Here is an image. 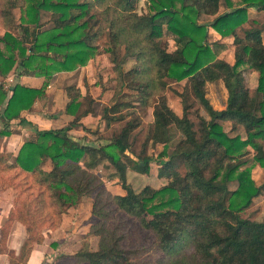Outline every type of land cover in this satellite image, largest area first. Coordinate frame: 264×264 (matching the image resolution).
<instances>
[{
	"label": "trees",
	"instance_id": "trees-1",
	"mask_svg": "<svg viewBox=\"0 0 264 264\" xmlns=\"http://www.w3.org/2000/svg\"><path fill=\"white\" fill-rule=\"evenodd\" d=\"M145 1L147 9L141 12L140 0H25L18 18L21 33L4 29L1 134L9 133L10 119L44 95L53 73L85 65L100 53H107L119 85L131 90L117 93L103 108L106 125L124 121L118 133L101 138L104 142L92 145L69 133L88 113L78 110L80 87L69 84L64 112L73 118L68 125L36 128L35 139L21 143L11 164L6 162L9 153H0L1 179H16L14 214L26 228L18 253H9V264H27L43 228L58 227L62 214L84 197L91 199L94 220L88 234L96 237L97 247L92 249L83 235L76 251L51 264H264V219L239 214L264 188V181L255 184L247 165L252 150V160L264 166V20L247 17L249 8L264 10V0ZM16 5L3 0L2 25L7 27ZM40 9L50 11V27H42ZM200 14L209 18H198ZM210 27L220 39L209 40ZM227 44L231 60L219 57ZM130 57L134 61L124 69ZM14 67L20 68L17 74L41 75V85L3 87ZM249 69L257 72L254 89L244 79ZM180 80L184 91L179 92L177 114L167 105L165 91L170 81ZM217 80L227 90L218 110L206 95L207 82ZM188 93L207 116L198 107L190 111ZM146 106L152 123L144 141L162 146L156 176L165 183L136 190L126 180V170L146 172L151 157L145 144L137 158L131 157L129 139L142 123L139 109ZM227 122L232 130L241 126L245 136L225 131ZM172 127L182 136L169 146ZM44 159L51 161L50 168L41 166ZM102 166L108 170L105 178L95 172ZM110 179L118 181L123 193L107 187Z\"/></svg>",
	"mask_w": 264,
	"mask_h": 264
},
{
	"label": "rangeland",
	"instance_id": "rangeland-1",
	"mask_svg": "<svg viewBox=\"0 0 264 264\" xmlns=\"http://www.w3.org/2000/svg\"><path fill=\"white\" fill-rule=\"evenodd\" d=\"M3 0H0V9ZM16 6H13L10 9V18L6 20L8 23L7 27L2 25L0 18V38L3 35L4 29L9 28L13 33L19 34L21 33V29L18 25L19 23V15L21 11L25 7V0H15ZM139 11H143L147 9V4L145 0H140ZM249 17L248 19H258L259 21L264 20V10L260 9H249ZM198 18L204 19L209 18L204 14H200ZM39 21L42 22V27H50L53 22L51 21V13L48 10L40 9L39 11ZM250 23H246V27L249 26ZM261 26V24H259ZM41 27V28H42ZM264 28V27H263ZM242 33V29L241 32ZM166 38L168 36H165ZM216 36L214 33L209 34V40L212 42L216 41ZM263 40H264V30H263ZM105 40H101V45ZM264 42V41H263ZM26 45V44H25ZM2 44L0 43V47ZM232 46L227 44L223 49L219 50V57H223L225 59L232 58ZM134 61L132 57L126 60L124 64V69H128L131 66V63ZM84 68L78 67L73 71L68 70L57 72L52 74V83L47 88L50 92H54L52 96H49V102L42 104L47 113L53 112L56 116L62 113L63 105L66 102L65 91L67 85L78 84L81 85L83 91L82 95L79 97L82 104H80L78 110H86L88 113L83 116L82 119V127L77 126L73 131L69 133L76 139L82 141L85 138L92 145H96L100 142H104V139L101 138H109L114 134L118 133L121 127L124 125V121H112L108 125H106L104 118L102 117L103 108L110 104L117 93H121L123 91L129 92L130 89L122 88L119 85L117 78H115V69L109 60L107 53H100L99 56L94 59L88 61L84 66ZM255 75L251 71L247 70L244 73L245 82L251 89L256 87ZM169 87L166 89V97H167V105L177 114L181 112L182 99L179 95V92L184 91V81H170ZM206 95L211 102V106L214 109H221L226 102V90L223 86V83L220 81L216 82H207L206 84ZM48 97V96H47ZM46 98V97H45ZM55 99V100H54ZM188 102L193 103L190 111H193L196 107L199 108V112L205 116H207L204 110L199 107V103L196 99H194L188 93ZM140 114L142 116V123L139 127L133 132L130 137V145L131 153L129 155L134 158H137V155L140 153L142 149V145L145 144L146 154L151 157L149 162V168L146 172L141 173L135 170H131L128 168L126 180L130 183L132 187L136 190L143 187L145 184H150L154 188H158L165 183V179H160L156 176V169L158 168L157 163V155L162 150V146L159 144H150V142H145V137L147 136L148 130L152 123L151 116V108L150 106L141 107ZM46 113V114H47ZM190 118L194 121V123L198 122V118L196 115L191 112ZM73 117V115H72ZM64 123H68V119L64 118ZM62 123L60 120H56V123ZM223 127L225 131H228L229 134L239 133L242 137L245 136L244 130L241 126L237 129L232 130L230 128V123H224ZM182 136L181 132L172 127L171 136L168 140V145L171 146L178 138ZM253 151L250 150V153L247 155V165L251 166L250 168V176L254 179L256 185H260L264 181V166L258 165L252 160ZM164 159V157H163ZM244 166V165H243ZM96 174L101 178H105L108 170L105 166H102L101 169H97ZM235 183L233 182L232 185ZM106 185L109 188L115 189L119 183L116 180L109 181L106 180ZM80 216L84 218L87 213L86 205H82L79 210ZM241 216L246 217L251 220L261 221L264 219V188H261L260 194L251 200V203L241 209ZM85 221V220H84ZM80 231H85L84 228H80ZM151 241L150 234L144 239V242L148 243ZM90 244L92 245V249H96V237L91 238ZM151 255V253H150ZM152 257H157L156 254H153Z\"/></svg>",
	"mask_w": 264,
	"mask_h": 264
},
{
	"label": "crops",
	"instance_id": "crops-1",
	"mask_svg": "<svg viewBox=\"0 0 264 264\" xmlns=\"http://www.w3.org/2000/svg\"><path fill=\"white\" fill-rule=\"evenodd\" d=\"M251 9V8H249ZM249 9H247V17H249ZM209 34L214 33L216 40L220 39V35L214 31L213 28L208 29ZM232 59V58H231ZM230 59V60H231ZM84 65H82V68ZM81 67V66H79ZM78 68V67H77ZM76 69V68H75ZM20 68L15 67L6 74L3 79V87L10 88L12 84L18 82L23 86L28 87H39L42 83L43 77L41 75H23L17 74ZM74 70V69H73ZM72 70V71H73ZM71 71V70H70ZM256 76L255 71L250 70ZM69 72V71H68ZM256 79V77H255ZM52 77L49 78L45 88L44 95L39 96L34 101L33 105L29 110L21 111L20 115L13 117L7 123L9 133H0V153H9L7 163L11 164L15 161L18 153V148L22 142L32 141L35 139V129L39 128H61L68 125L72 120V114H66L64 112V106L66 105L68 98L66 96V102L63 105L62 113L56 116L51 112L50 114L45 111L42 104L46 101L49 102V96H52L54 92H50L47 88L52 83ZM220 81V80H217ZM221 82V81H220ZM256 82V80H255ZM222 83V82H221ZM257 84V83H256ZM80 87L81 92L83 91L81 85L74 84ZM224 86V85H223ZM225 88V87H224ZM226 90V89H225ZM65 91V90H64ZM227 94V90H226ZM48 96V97H47ZM46 97V98H45ZM227 98V97H226ZM55 100V99H54ZM223 108V106H222ZM47 113V114H46ZM86 113L80 116L78 124L74 125L69 129L73 131L77 126L82 127V119ZM64 118L68 119V123H64ZM56 120H60L62 123H56ZM83 128V127H82ZM5 129L0 119V132ZM160 145V144H159ZM52 165L49 159H44L41 162V166L44 169L50 168ZM126 170V176H127ZM7 173V172H6ZM0 175V264H9V253H18L20 248L21 240L25 236L26 228L23 223L17 219L15 213L16 201L18 197V189L13 185L15 180L11 181L9 178L6 182H3ZM115 179H110L113 181ZM109 188V186H107ZM113 192L123 193L121 187L118 185L115 189L109 188ZM86 205L87 213L84 218L80 216L79 210L82 205ZM91 199L84 197L77 203L76 206H70L65 213L62 214L60 224L56 228H43V238L38 244H33L32 250L27 259V264H51L54 260L62 254H70L76 251L80 246V238L83 235L91 242V236L88 234L91 223L94 218L90 212ZM85 220V221H84ZM84 228L85 231H80V228ZM91 245V244H90ZM92 248V245H91Z\"/></svg>",
	"mask_w": 264,
	"mask_h": 264
}]
</instances>
